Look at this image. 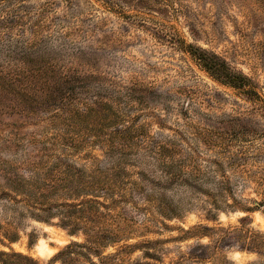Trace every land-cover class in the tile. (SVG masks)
<instances>
[{
  "label": "rangeland",
  "instance_id": "374dc122",
  "mask_svg": "<svg viewBox=\"0 0 264 264\" xmlns=\"http://www.w3.org/2000/svg\"><path fill=\"white\" fill-rule=\"evenodd\" d=\"M196 55L252 92L214 79ZM161 161L181 183L168 185ZM66 166L121 181L106 197L128 199L111 213L125 209L134 226L105 264H171L242 220L264 234V0H0L1 251L47 262L84 242L61 224ZM148 195L178 215L132 209ZM184 264H264V253L231 242Z\"/></svg>",
  "mask_w": 264,
  "mask_h": 264
},
{
  "label": "trees",
  "instance_id": "16d2710c",
  "mask_svg": "<svg viewBox=\"0 0 264 264\" xmlns=\"http://www.w3.org/2000/svg\"><path fill=\"white\" fill-rule=\"evenodd\" d=\"M197 56V55H196ZM215 59L206 58L204 55H198L197 58L202 64V68L205 69L214 79L232 85L233 87L240 88L246 93H251L252 90H246L247 83H245V77L237 75L232 72L229 67L213 56ZM219 60V61H217ZM67 148L71 147V150H78V143L75 140H71ZM161 147L157 152L159 156L161 153ZM161 165L164 166V174L170 176L168 185L179 181V174L176 172L167 171V163L161 161ZM169 165V164H168ZM169 168L172 170L173 165L170 164ZM66 170V174H65ZM64 175L61 181L63 182V190L66 192L67 199L64 203L60 204L58 208H61L59 214L62 216L61 224L63 226L70 227L69 233L76 235L81 233L84 235V242H71L64 249L59 251L52 259L47 262H42L31 256L15 252H4L0 250V264H82L81 259H85L88 264H105V258L103 255L104 249L109 246L126 241L128 235L125 226L132 228L134 226V220L132 217L127 218L125 216V209L121 212H117L113 215L111 212L115 211L116 205L119 203L127 202L128 199L119 196L118 199L113 197H106L115 194L121 187V181L107 178H90L81 179L79 173L74 172L71 166H66ZM178 179V180H177ZM153 183V182H152ZM159 183L155 184L157 186ZM141 187L135 184L133 191L141 192ZM140 194V193H139ZM76 201V202H73ZM142 208L137 205V202H131V207L136 212L145 211L147 218L153 219L154 211L158 216L163 219H173L178 215L175 205L167 201L165 197H153L148 195L144 197ZM105 210L107 213H105ZM152 211V212H151ZM121 219L125 225L123 227H111L110 230H105L104 224H109L108 219ZM160 224L162 222L157 221ZM163 226H165L163 224ZM208 230V228H207ZM210 230V229H209ZM220 230V229H219ZM222 230V229H221ZM235 235L228 237L226 234L219 235L218 239L211 245L198 244L192 248L188 253L182 255L179 260L171 264H184L187 262H203L211 259L215 251L219 246L225 245L231 247V242H234L240 251L255 252L260 254L264 253V234L254 232L244 226L243 220L241 226L233 229ZM189 233V231H184ZM199 236V235H197ZM208 237V235L202 234L199 237ZM211 238V237H210ZM152 242L137 243L133 245H124V249H138L143 244H151ZM122 248V249H123ZM122 251V250H121ZM147 258H156L154 254L148 251L144 254ZM97 257L98 262H94L92 257ZM113 257V256H110Z\"/></svg>",
  "mask_w": 264,
  "mask_h": 264
},
{
  "label": "bare ground",
  "instance_id": "6f19581e",
  "mask_svg": "<svg viewBox=\"0 0 264 264\" xmlns=\"http://www.w3.org/2000/svg\"><path fill=\"white\" fill-rule=\"evenodd\" d=\"M37 250H38V253H39L40 255H44V254H47V253H50V254H53V253H54L53 250L47 248V247L44 246V245H39ZM50 254H49V255H50ZM42 257H43V256H42Z\"/></svg>",
  "mask_w": 264,
  "mask_h": 264
}]
</instances>
